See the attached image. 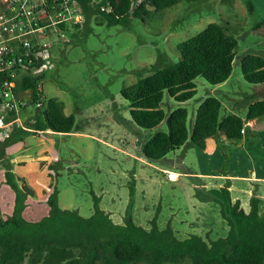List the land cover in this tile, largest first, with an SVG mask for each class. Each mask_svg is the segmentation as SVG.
<instances>
[{
  "label": "rangeland",
  "instance_id": "rangeland-1",
  "mask_svg": "<svg viewBox=\"0 0 264 264\" xmlns=\"http://www.w3.org/2000/svg\"><path fill=\"white\" fill-rule=\"evenodd\" d=\"M211 23L226 27L239 45L227 82L214 86L197 78L195 97L182 105L189 112V127L208 97L221 101V121L230 114L246 119L248 105L264 100V84L247 82L242 72L245 56L264 57V0L182 1L150 19H133L130 30L92 21L89 32H70L67 42L51 49L43 94L63 104L67 115H75L73 131L78 133L53 134L59 159L49 171L62 209L89 218L96 196L116 224H125L131 216L137 225L150 229L159 213V228L171 225L180 240L197 235L210 244L227 236L229 225L211 191L226 187L233 180L230 176L251 177L250 169L264 175V118L255 126L246 124L241 141L219 150H203L189 142L161 160L149 161L143 145L157 131H167L166 122L154 130L140 128L122 96L124 87L163 69L165 61L178 62V46ZM179 106L165 93L161 108L167 118ZM33 110L31 106L28 112ZM170 172L179 174L175 181L169 180ZM36 181L41 185V176ZM233 184L234 196L245 200L244 208L249 209L246 192L256 182ZM260 189L264 195L262 183Z\"/></svg>",
  "mask_w": 264,
  "mask_h": 264
},
{
  "label": "trees",
  "instance_id": "trees-1",
  "mask_svg": "<svg viewBox=\"0 0 264 264\" xmlns=\"http://www.w3.org/2000/svg\"><path fill=\"white\" fill-rule=\"evenodd\" d=\"M79 1L85 15L83 29L89 32L92 21L109 27L123 25L130 30L133 19L147 20L182 1L198 0H97V5H92L93 0ZM238 45L226 27L211 23L178 46V62L165 61L163 69L122 89V96L130 103L132 119L140 128L154 130L166 122L167 131H157L144 143L147 160H161L189 142L205 150L207 141L219 134L231 142L241 141L246 124L264 118V100H259L248 105L246 119L230 114L221 121V101L208 97L198 107L189 127V112L182 105L195 97L197 78L202 77L214 86L227 82L233 73ZM242 72L247 82L264 84V57L245 56ZM44 79V74L23 78L19 88L30 89L31 105L42 100V107L29 115L26 129L18 128L4 141L0 137L5 184L15 193L12 215H0V264H264L262 200L252 197L250 211L246 212L239 200L234 201L229 187L211 191L229 232L210 244L197 235L180 240L171 225L160 229L159 213L151 221L150 229L137 225L131 216L125 224H116L101 209L96 196L95 211L89 218L62 209L55 181L47 199L48 215L38 221L27 220L24 216L27 199L35 191L25 178L15 173L7 148L28 134L52 131L67 135L76 125L75 115H66L63 104L56 98L39 97L38 84ZM165 93L180 105L168 118L161 108Z\"/></svg>",
  "mask_w": 264,
  "mask_h": 264
},
{
  "label": "built area",
  "instance_id": "built-area-1",
  "mask_svg": "<svg viewBox=\"0 0 264 264\" xmlns=\"http://www.w3.org/2000/svg\"><path fill=\"white\" fill-rule=\"evenodd\" d=\"M92 5H97V0ZM84 23L79 0H0V137L3 141L18 128L26 129L25 111L31 106L34 110L42 107V100L31 105L30 89L19 88L23 78L44 74L49 67L51 49L67 42L66 35L79 32ZM43 82L37 89L41 99H45ZM173 174L170 172L168 177L175 181L178 175Z\"/></svg>",
  "mask_w": 264,
  "mask_h": 264
},
{
  "label": "crops",
  "instance_id": "crops-1",
  "mask_svg": "<svg viewBox=\"0 0 264 264\" xmlns=\"http://www.w3.org/2000/svg\"><path fill=\"white\" fill-rule=\"evenodd\" d=\"M65 112V111H64ZM32 112H24V122L27 120ZM66 114V113H65ZM26 115V119H25ZM67 115V114H66ZM258 120L248 122V126H255ZM75 135L78 133L73 131ZM52 131L38 132L36 134H28L22 141H19L7 148L8 158L14 164V171L20 177L25 178L27 183L34 189V196H30L27 199V208L24 212V216L29 221H38L44 216L48 215L49 207L47 199L52 192L51 183L54 181V175L52 171H49L50 164L58 163V153L55 148L56 138ZM57 134V133H56ZM82 135V134H81ZM216 136L215 138L207 141V149L219 150L220 148L227 147L231 143L230 140L223 134ZM42 163H46L44 166ZM174 173V172H172ZM251 177L248 176H230L231 179L226 187H229L234 201L239 200L244 208L246 204L245 200L235 197L233 191L237 186L233 184L234 181L246 180L256 182L253 184L251 190H247L248 199L256 196L262 200V207H264V195L260 192V183L264 185V175H260L258 171H252L250 169ZM174 175H179L174 173ZM37 176H41V185H38L36 181ZM208 178L222 180L220 176L206 175ZM5 172L3 167L0 168V215L8 217L12 215L15 206V193L10 186L5 184ZM246 212L250 211L245 209ZM9 213V214H6Z\"/></svg>",
  "mask_w": 264,
  "mask_h": 264
},
{
  "label": "bare ground",
  "instance_id": "bare-ground-1",
  "mask_svg": "<svg viewBox=\"0 0 264 264\" xmlns=\"http://www.w3.org/2000/svg\"><path fill=\"white\" fill-rule=\"evenodd\" d=\"M174 177H176V175L173 174Z\"/></svg>",
  "mask_w": 264,
  "mask_h": 264
}]
</instances>
